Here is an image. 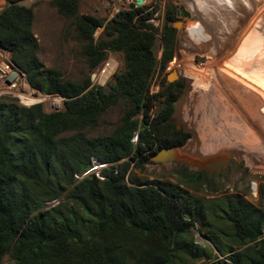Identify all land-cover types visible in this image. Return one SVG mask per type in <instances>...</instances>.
Wrapping results in <instances>:
<instances>
[{"label": "trees", "instance_id": "obj_1", "mask_svg": "<svg viewBox=\"0 0 264 264\" xmlns=\"http://www.w3.org/2000/svg\"><path fill=\"white\" fill-rule=\"evenodd\" d=\"M25 1L6 0L0 49L33 90L62 97L64 110L46 113L42 104L0 99V264L6 257L11 264H264L263 209L242 197H231L220 208L196 197L186 188L202 183V172L185 174L186 188L134 173L154 164L150 160L160 150L181 148L192 137L166 124L182 96V82L164 79L159 95L148 94L158 65L157 38L146 17L135 21L143 9L122 11L104 26V19L79 14V0L51 2L61 17L73 21L90 72L106 51L121 55L123 70L106 92L90 88L89 77L75 82L45 67L33 33L35 14ZM177 13L169 4L163 69L175 55ZM103 26L104 37L97 41L95 33ZM121 102L126 109L112 133L89 137L86 132ZM137 133L135 147L131 141ZM93 157L117 166L105 173V181L76 183L75 175ZM53 201L59 203L47 208ZM196 229L210 236L219 254L192 240Z\"/></svg>", "mask_w": 264, "mask_h": 264}, {"label": "rangeland", "instance_id": "obj_2", "mask_svg": "<svg viewBox=\"0 0 264 264\" xmlns=\"http://www.w3.org/2000/svg\"><path fill=\"white\" fill-rule=\"evenodd\" d=\"M157 1L165 16L169 4L175 6L178 13L174 24L182 23L176 29L174 56L185 62L202 63L208 68L210 66L212 74L209 76L211 77L209 83L204 88L197 89L191 80L180 75L175 68L167 71V65L163 69L161 64L163 39L157 38V71L159 77H162V83L166 79L167 84L180 81L184 85L182 96L176 103L175 112L167 125L192 135L186 145L178 150L179 157L190 159L192 163L179 160L166 164H147L142 170L134 169V165L132 166L134 173L143 180L170 181L185 187L182 182L185 174L202 172V183L189 189L185 187L196 197L217 208H220V203L231 197H242L264 210V198L261 196V191L264 190V96L223 72L226 69V63L233 57L230 54L236 52V47L242 41L244 28L253 15L251 11L255 5L262 6L264 2L262 0H210L209 11L206 14H199L190 10V0ZM51 2L52 0L23 2L26 7L33 8L35 14L33 33L40 48L39 58L47 69H57L65 79L81 82L90 77L91 72L81 46L76 40L73 21L61 17ZM5 6L6 0H0V12ZM184 11L189 13L188 18L184 17ZM78 12L80 15L95 16L99 19L108 18L104 0H79ZM187 27L203 42L210 40L200 47L194 45L188 41ZM262 27L264 30V20ZM262 34L264 37V31ZM103 37L104 31H97L95 34L97 41ZM185 44H188V49L182 56L180 50ZM0 53L10 58L6 52L0 51ZM262 58L264 59V55ZM260 65H264V62ZM122 70L121 66L120 71ZM174 73L177 77L172 75ZM169 76H173L171 82H168ZM24 80L30 91L38 92L30 87L26 77ZM262 80L264 81V77ZM40 95L41 100L31 105L24 103L19 96L16 98L27 107L42 104L46 113L64 110L62 97L45 95L41 92ZM125 106L121 102L110 109L100 118L95 129L86 132L87 135L92 138L109 136L120 124ZM159 106L156 107L155 112L159 110ZM218 157L230 159L229 167L220 175H213L199 169L197 163ZM252 182H257L260 189V198L257 200L250 194ZM217 217L220 218L218 212ZM190 236L196 244L206 250L211 248L215 254H219L207 234L196 229ZM221 259L225 260L226 256ZM11 263L8 257L3 261V264ZM214 263L212 260H200L193 264Z\"/></svg>", "mask_w": 264, "mask_h": 264}, {"label": "built area", "instance_id": "obj_3", "mask_svg": "<svg viewBox=\"0 0 264 264\" xmlns=\"http://www.w3.org/2000/svg\"><path fill=\"white\" fill-rule=\"evenodd\" d=\"M142 1V5H137V0H104V5L108 11V18L105 20L104 26L112 22V20L122 11L131 10L130 7L135 6L134 10L143 9V11L136 16L135 21L146 17L145 23L154 27L156 30V38L161 40L165 25V14L162 8L158 6L157 0ZM104 26L98 28L97 31L103 32ZM187 28L188 41L194 45L200 47L202 44H205L210 40L203 42L201 39L195 37ZM187 45L185 44L180 50L182 56L185 55V52L188 49ZM0 51L3 50L0 49ZM122 63V57L119 53L106 51L101 64L90 73V88H100L106 92L110 91V86L113 84L116 75L120 72ZM173 68L178 70L180 75L191 80L193 86L197 89L204 88L211 80V77H209L212 74L210 66L208 68L202 63L185 62L178 59L177 56H174V58L168 63L166 70L170 71ZM14 74H19L20 78L15 80L13 78ZM24 77H26L25 74L14 66L10 58H7L4 54L0 53V99L8 96L15 98L17 96L20 97L21 85H25ZM162 84V77H159V73L156 69L148 86L147 91L149 96L159 95L164 90ZM155 110L156 107L150 113L152 119L156 116L157 111L155 112ZM131 142L135 147L138 146L139 133L133 137ZM124 161L125 160H122L121 163ZM116 166V164L103 163L96 157H93L90 166L75 175L76 183L87 178H96L99 181H105V173L111 170L112 167ZM250 191L253 199L257 200L260 198V189L257 182L251 183ZM58 203V201L47 203V207L55 206Z\"/></svg>", "mask_w": 264, "mask_h": 264}, {"label": "bare ground", "instance_id": "obj_4", "mask_svg": "<svg viewBox=\"0 0 264 264\" xmlns=\"http://www.w3.org/2000/svg\"><path fill=\"white\" fill-rule=\"evenodd\" d=\"M262 1L264 2V0ZM209 2L210 0H190V10L199 14H206L210 8ZM251 12L253 15L244 28L242 41H240L236 47V52L230 54L233 55L232 59L228 63L224 61L226 63V69H224L225 71L223 72L264 96V81L262 80L264 77V65H260L261 62H264L262 58L264 55V37L262 34L264 31L262 27L264 20V4H262V6L255 5ZM188 30L192 33L190 28H188ZM13 78L18 80L20 75L14 74ZM20 91V98H22L23 102L27 105L41 100L40 97L42 96H35L36 93L30 91L27 84H22Z\"/></svg>", "mask_w": 264, "mask_h": 264}, {"label": "water", "instance_id": "obj_5", "mask_svg": "<svg viewBox=\"0 0 264 264\" xmlns=\"http://www.w3.org/2000/svg\"><path fill=\"white\" fill-rule=\"evenodd\" d=\"M143 1L142 0H137V5H142ZM135 6H131L130 9L134 10ZM184 17L188 18L189 13L183 12ZM182 23H176L173 25L174 29H178ZM175 77H177V74L174 73L172 74ZM173 76L168 77V82H171ZM40 95V92H37L35 96ZM179 148H166L160 150L155 156L151 158V162L154 164H166V163H172V162H178L180 161H187L189 163H192L190 159L184 158V157H179L178 154ZM199 169L201 171L205 170L209 172L210 174L213 175H220L223 170L227 169L230 165V159L227 157H218V158H213L209 159L200 163H197Z\"/></svg>", "mask_w": 264, "mask_h": 264}, {"label": "flooded vegetation", "instance_id": "obj_6", "mask_svg": "<svg viewBox=\"0 0 264 264\" xmlns=\"http://www.w3.org/2000/svg\"><path fill=\"white\" fill-rule=\"evenodd\" d=\"M169 123V121H167V123L166 124H168Z\"/></svg>", "mask_w": 264, "mask_h": 264}]
</instances>
